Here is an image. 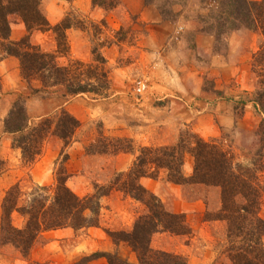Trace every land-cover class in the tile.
Here are the masks:
<instances>
[{"label": "rangeland", "instance_id": "374dc122", "mask_svg": "<svg viewBox=\"0 0 264 264\" xmlns=\"http://www.w3.org/2000/svg\"><path fill=\"white\" fill-rule=\"evenodd\" d=\"M150 1L152 2L118 0V6L112 10L96 7L92 4V0L41 1V11L52 25L67 14L72 15L73 22L81 21L84 24L85 31L72 28L66 32L70 48L69 57L85 63H93L92 51L97 50L106 60L111 80L112 92L107 99H91L86 95L65 98L60 92L51 95L29 96L26 99V111L31 121L64 109L81 123L74 143L64 152L67 155L64 164L68 174L67 185L78 196L83 197L93 193L94 185L106 186L116 175L126 172L138 148L172 145L177 143L181 135L185 136L187 131L194 132L190 127L183 126L182 119L186 112L172 104L176 100L172 97L162 98L164 93H162L161 85H165V71L170 72L172 78L169 79V83L174 85L178 78L176 72L178 74L182 72V66H176L177 57L184 59L185 56H189V50L194 46V37L197 32L213 36L215 40L214 53L217 54H225L228 51L227 42L232 37L235 41L233 49H237L234 53H241V48L245 44L248 45L249 40L246 35L234 36L240 31H248L251 37L255 36L257 39L253 54L264 46V37L260 30L251 31L243 27L231 30L229 28L236 24V21L233 20L230 21L232 22L230 25L220 26L224 23L219 18L223 12L220 11L219 0ZM141 5L154 7L161 20L168 25L163 27L156 25L149 12L146 19H142L140 17ZM102 21L106 23V29L101 28ZM8 22L11 28L10 39L15 37V40L12 41H17L26 34L25 27L18 15H9ZM188 23L193 28H186ZM13 30H17L18 33L12 34ZM118 31L121 32L116 36ZM161 40L164 41L162 45L159 44ZM31 41L44 51H55V39L51 31L33 32ZM178 41L181 44L175 43ZM157 43L159 44L158 48H156ZM171 46H176V50L181 55L166 56L167 52L164 51V47L169 49ZM159 49H161L160 53H158ZM252 55L249 61L250 72L255 81L252 91L246 93L236 91L235 82L231 79L230 82L223 83L225 79H228L226 78L229 77L228 75L225 78H220L222 86H224L222 90L215 89L214 78L207 74H204L202 78V88L207 93V97L210 99L224 98L225 102L233 105L236 120H241L245 114L247 119L232 131L222 132L220 137L208 141L216 140L221 143L226 150L233 153L235 162L250 167L255 164L257 158L255 155L259 153L264 144L257 136L258 125L263 118L262 114L255 108H248L249 110L247 109L244 113L245 106L253 104L252 99L255 98L257 89L258 78L255 73L256 67L251 65ZM200 60H204V58H200ZM58 61L60 64H66L68 59L60 58ZM8 69L10 70L11 67ZM4 72L0 71V75H3ZM139 80L145 81L148 87L142 95L135 91V83ZM27 95H29V90L26 85L23 92L12 95L11 106L18 97ZM4 118L0 116V162L3 163V166L0 165V205L6 191L16 184L20 186L24 199H27V194L31 193L34 186H46L53 189L56 172L62 160L59 155L62 143L51 137L45 143L41 155L33 166L31 168L24 167L20 159V152L11 147V137L3 132ZM251 123H253V127ZM99 127L104 135L102 140L100 135H97ZM111 138H124L131 141L135 149L134 152L120 153L116 156L99 154L96 140L107 143L106 139ZM92 143L97 148L89 147ZM260 171V180L264 187V166ZM182 172L186 178H190L192 175L193 159L188 154L185 155ZM141 182L145 188L158 196L171 212L190 207L192 204H200V202L206 209L204 219L206 216H212L220 211L219 188L206 187L192 182L174 185L168 182L164 172H161L157 179L145 178ZM125 199L127 197L119 191H112L108 198L101 199L102 210L97 230L106 235L110 243L116 247L110 252H115L121 258L136 264V255L129 244L121 241L113 242L106 234V231H130L137 215L141 213L142 210L139 206H133ZM188 204L191 205L188 206ZM216 208L218 209L215 212ZM260 216L264 218V197L261 202ZM12 223L15 227L21 228L25 220L22 216L14 213ZM225 224L224 238L217 245L227 256V223L225 222ZM88 230L89 228L73 231L66 228L51 233L50 231L44 232L35 241L27 258H23L18 251L14 253L12 250H2L3 245L0 244V264H18V260L23 264H78L92 253L101 252L98 250L90 252L91 249H96L97 245L92 242L86 243V239L90 235ZM180 237H182L180 242H176V244H183L186 238L189 240L191 238L190 236ZM263 238L264 236L262 237L264 246ZM189 240H186L187 244L190 243ZM151 246L154 249L164 247L167 252L175 253L174 251L180 250L183 245H171L170 240L167 239L161 241L154 239ZM176 253L180 255L179 252Z\"/></svg>", "mask_w": 264, "mask_h": 264}, {"label": "trees", "instance_id": "16d2710c", "mask_svg": "<svg viewBox=\"0 0 264 264\" xmlns=\"http://www.w3.org/2000/svg\"><path fill=\"white\" fill-rule=\"evenodd\" d=\"M42 0H0V60L13 57L18 60L22 80L29 95L15 100L3 119V132L12 139L11 147L20 152L24 167L31 168L41 155L45 143L51 137L62 143L60 166L56 172L53 189L34 186L27 199L18 184L5 193L0 205V244L11 245L23 258H27L40 234L60 229L80 231L98 228L100 225L101 199L112 191H119L125 197L139 204L142 210L128 232L106 231L113 242L128 243L136 255V264H187L177 253L154 249L152 237L158 233L173 236H192L184 213L169 211L158 196L145 188L142 179H157L165 173L168 182L182 185L192 182L220 190V211L205 217L227 223V256L232 264H264V218L260 216L264 187L260 180V169L264 166V144L253 164V168L235 162L233 153L216 140H204L196 133L187 131L177 143L161 146H142L135 151L134 159L126 172L116 175L106 186L96 184L93 193L78 196L67 185L65 150L74 143L81 123L64 109L31 121L26 111V99L35 95H51L60 92L63 97L86 95L91 99H107L112 92L106 60L93 50V63H85L69 57L66 32L76 28L85 31L81 21L73 22L72 15H65L52 25L41 11ZM151 3L152 1L146 0ZM219 18L231 30L243 27L260 30L264 37V0H219ZM96 7L112 10L118 0H92ZM225 9V10H224ZM18 15L26 34L17 41L10 39L9 15ZM163 14V13H162ZM101 28L106 29L105 22ZM54 34L55 51H44L31 41L33 32ZM121 31L116 32V36ZM60 58H67L60 64ZM252 66L256 67L257 89L252 99L254 108L263 118L257 129V136L264 143V46L252 55ZM254 67V68H255ZM1 90V82H0ZM101 128L102 126L99 125ZM97 135L102 140V131ZM107 143L96 140L98 153L116 156L133 153L131 141L124 138L106 139ZM89 147H96L94 143ZM86 147V148H89ZM97 148V147H96ZM87 151V149H86ZM193 159L190 178L183 175L185 155ZM3 166V163L0 162ZM17 213L25 220L21 228L12 223ZM212 217V218H211ZM105 259L107 264H132L115 252H94L78 264Z\"/></svg>", "mask_w": 264, "mask_h": 264}, {"label": "crops", "instance_id": "0c3cea01", "mask_svg": "<svg viewBox=\"0 0 264 264\" xmlns=\"http://www.w3.org/2000/svg\"><path fill=\"white\" fill-rule=\"evenodd\" d=\"M141 7L140 17L142 19H146V15L149 12L152 21L155 22L156 25L159 27L168 25L161 20L158 11L155 10L154 7L142 5ZM185 27L193 28L190 23ZM17 33V30L12 31V34ZM244 35L248 37L249 43L241 48V53H234L237 49H233L235 41L232 37V39L229 38L227 42L228 51L225 54H217L214 53L215 40L213 36L197 32L194 37V46L189 50V56H185L184 59L177 57L176 66H182V72L181 74L176 72L178 78L175 80L174 85L169 83V79L172 78L170 72L165 71V85H161L162 93H164L162 98H174L176 101H173L172 104L177 105L186 112L182 119L183 126L190 127L197 135L205 140L218 138L222 132L232 131L236 126L247 121L246 114L241 120H236V113L232 104L225 102L223 100L224 98L215 97L210 99L202 88L203 75L207 74L209 77L215 79L216 90H222L224 88L220 78H225L227 75L229 77H226L228 79H225L223 83L230 82V79L231 81L234 80L236 91L246 93L254 89L255 81L250 72L249 61L251 55L255 52L257 39L255 36L251 37L248 31H240L239 33H235L234 36L242 37ZM13 39L15 40V37ZM163 42L164 41L161 40L159 44L162 45ZM175 43L181 44L180 41ZM159 44L157 43L156 48L159 47ZM160 50L161 49L158 50V53L161 52ZM164 51L167 52L166 56L168 57L176 54L181 55L180 52L176 50V46H171L169 49L164 47ZM200 58H204V60H200ZM8 67H11V69L9 70ZM0 71L4 72L3 75H0V116L5 117L13 101L12 95L14 93L23 92L26 88V83L20 76L19 63L16 58L5 57L0 60ZM245 108L244 113H246L248 108L253 109L254 106L251 104V106H245ZM252 124L253 123H251V126L253 127ZM125 201L132 203L133 206H139L138 203L132 201L130 198L125 199ZM190 205L191 204H188V206ZM217 209L218 208L214 211L216 212ZM205 210L204 205L200 202V204H192L190 207L173 211L174 213L186 214L188 223L194 234L193 237L191 236L190 240L186 238L183 244H176V242H180L182 237L173 236L168 233H158L152 237L151 244H153L154 239L160 241L162 239H167L170 240L171 245H183L180 250L174 252H179L180 255L185 258L187 264H232L226 254L222 252L221 247L218 248L217 245V243H221L224 238L223 232L226 229V224L224 221L220 220L206 221L204 219ZM91 229L93 230L91 231ZM51 232L52 231H50V233ZM88 232L90 235L87 237L86 243L92 242L94 245H97L96 249L93 248L90 250L91 253L96 250L110 252L116 248L114 244L110 243L106 235L98 231L97 228H89ZM92 235L93 237H91ZM186 240H189L190 243L187 244ZM155 249L167 252L164 247H157ZM2 250H12L14 253L17 251L10 245H3ZM17 263L23 264V262H19V260ZM87 264H107V262L105 259L101 258Z\"/></svg>", "mask_w": 264, "mask_h": 264}, {"label": "built area", "instance_id": "2783aa9c", "mask_svg": "<svg viewBox=\"0 0 264 264\" xmlns=\"http://www.w3.org/2000/svg\"><path fill=\"white\" fill-rule=\"evenodd\" d=\"M148 89L145 81L139 80L135 83V91L137 94L142 95Z\"/></svg>", "mask_w": 264, "mask_h": 264}]
</instances>
